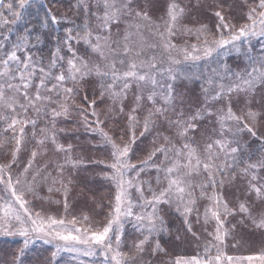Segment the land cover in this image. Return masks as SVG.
Masks as SVG:
<instances>
[{
    "label": "snow or ice",
    "instance_id": "snow-or-ice-1",
    "mask_svg": "<svg viewBox=\"0 0 264 264\" xmlns=\"http://www.w3.org/2000/svg\"><path fill=\"white\" fill-rule=\"evenodd\" d=\"M132 3L133 0H77L74 7L82 11L83 22L74 28H66L64 37L57 38V47L51 53L50 61L46 66L42 58L35 60L31 55L23 57L17 55L18 52L27 49L30 40L27 34L18 36L11 50L5 51L0 56V122L5 125L2 133L9 131L12 133L10 137L5 136L4 139H0V148L14 143V147L10 150L11 159L8 163H0V184L4 185L5 191L12 197L0 203V235L23 238V245L18 250L13 264H19L20 258L32 243L34 236L44 239L46 243L65 242L64 245L56 244V250L51 253L53 259L63 250L95 256L97 249H101L104 257L103 264H151L150 260L144 258L146 253L149 256H155L165 251L159 241L150 251L146 249L150 238L162 230L161 226L164 223L163 218L158 214V205L175 202L177 211L184 217V223L191 232L188 217L194 210L198 211L196 209L198 199H206L209 202L204 208L203 218L205 223L215 221V230L209 235L213 236L217 243L208 242L204 247V256L176 257L164 264H245V262L246 264H264V251L257 255L229 256L220 247L225 237L230 234V230L224 227L228 216L243 214L244 219H247L254 228L264 230V211H261L259 217L252 214V205L256 201L264 204V177L257 174L264 170V157L255 162L238 159L236 154L239 148L231 147L236 140L225 136V133H228L235 138L245 130L253 136L256 135L254 127L261 116H264V111H254L250 105L258 86H264V54L253 56L249 53L247 67L239 72H231L227 65H224L223 74L212 69L213 75L207 79L208 87L202 89L204 101L201 107L187 115L183 109L177 111L172 85H160L157 79L158 76H167L169 80L176 79L173 66L180 64L181 60L176 59L172 55L173 52L182 55L183 61L195 62L211 57L213 53H219L229 46L240 51L237 42L241 41V38L248 40L251 37H264V0H257L254 6L250 7L246 13L247 22L239 27L227 21L221 11L214 13L219 21L216 25V34L212 33L206 25H200L194 29L183 26L184 34L194 35L197 43L180 47L172 42V37L178 31L180 21L185 15V8L181 7L176 0H171L167 7L166 18L161 24H157L152 21L146 11L133 8ZM31 4L32 0H10L6 8L11 19L0 13V28L11 32L10 25L15 24L23 15V10ZM3 5L4 0H0V6ZM126 17L144 23H128L125 20ZM49 20L53 25L60 23L51 9L47 10L42 25L48 27ZM122 21L126 24L123 36L114 39L112 28L118 27ZM144 27H148L149 31L155 29V34L159 37V45L145 43L140 31ZM35 39L39 42L41 37L36 36ZM73 41L83 42L90 49L91 54L97 56L98 61L79 55L72 46ZM158 46L168 54L169 67L167 68L159 67V64L164 61L158 60L156 56L144 58L146 48L154 49ZM3 47L4 45L0 44V48ZM62 47L71 53L66 60V67L61 63L65 61V57L60 55ZM57 68L59 71L54 72ZM92 76L100 78L101 100L107 95L121 113L124 112V101L129 91L134 86L136 88L134 106L126 114L128 128L132 134L128 143L118 144L102 128L93 129V131H99L103 142L111 146L113 162L109 167L113 171L110 179L117 189L107 222L95 229L91 224L77 227L80 221L75 216L65 221L63 218L57 219L51 215L45 217L40 212L33 215V212L29 210L28 202L23 198V192L18 194L17 189L21 185L36 181L39 172L33 173L31 182L27 181V174L36 157L42 152L36 149L31 151L27 164L15 180L11 172L22 146L28 139L26 129L29 125L32 127L31 137L36 140L37 147L43 152H47L44 146L50 141L56 152L66 154L64 164L57 165L59 175H63L65 165L75 168L81 163L80 160L72 158V145L65 147L58 142L54 130L55 121L60 116L68 115L67 101L72 99L74 102V97L79 93L82 83ZM37 77L39 82L34 84V79ZM105 78L110 82L106 83ZM69 82L71 87L66 86ZM33 88L34 91H32ZM159 88H163L164 91H158ZM53 95L57 99H53ZM240 96L245 97V109L237 114L233 111V103ZM158 97L161 101L159 106ZM84 100L88 101L87 95L84 96ZM146 103L151 104V107L143 116L141 136L158 123H166L169 130L174 129V134L163 136L164 143L154 147L140 162L142 167L136 171L135 176L126 178L130 170H136L138 167L130 163L129 153L131 143H134L136 138L135 128L141 124V118L136 113L142 110ZM52 104L56 107H50ZM95 104L96 100L90 102V107L93 108L91 115L97 117L96 123L99 125L103 122L98 118ZM30 110L36 116L42 113L48 115L49 112L51 115L52 128H41L39 138L36 132L37 120L29 117ZM84 111L81 108L82 116ZM213 116L219 126L220 138H208L201 147L194 134L199 130V122ZM83 118L87 125V117L83 116ZM232 125H235V128ZM157 154L163 156V160L160 164L151 163ZM241 164L244 166L240 167ZM147 167L156 169L157 185H164L157 190L153 189L149 183L148 191L151 192V198L144 196L142 187L144 182L139 180L141 172ZM229 169H238L240 174L250 177L247 181L246 195L254 194L255 201L240 202L237 208L229 207V202L217 191V187L222 188L225 183L223 178L217 179V177L226 176ZM160 173H163L162 177ZM235 175L236 173L233 172L232 177L234 178ZM200 176H205L206 179L197 181L196 177ZM44 179L47 180L48 177L45 176ZM52 180L56 183L55 177ZM60 183L65 190L64 209L67 212L68 189L66 185H63L62 180ZM133 187L142 201L139 205L134 204L131 199L129 190ZM208 188L213 189L211 194L208 193ZM197 189H199V196L196 195ZM52 190L49 187L48 191ZM27 191L34 192V188L29 186ZM2 199L0 197V200ZM134 207H140L141 212L134 213ZM149 207H151L150 212L146 211ZM133 217L137 231L141 232L143 238L135 241L129 251H123L124 222ZM82 220L88 221L89 217L83 215ZM240 223H243V220ZM234 228L235 225H233ZM68 242L73 243L69 246ZM76 245L86 247L81 249ZM213 248L216 250V255H211Z\"/></svg>",
    "mask_w": 264,
    "mask_h": 264
},
{
    "label": "rangeland",
    "instance_id": "rangeland-1",
    "mask_svg": "<svg viewBox=\"0 0 264 264\" xmlns=\"http://www.w3.org/2000/svg\"><path fill=\"white\" fill-rule=\"evenodd\" d=\"M170 2L171 0H133L132 7L140 11H146L153 22L161 24L166 18L167 7ZM176 2L179 3L181 7L185 8V15L180 21L178 31L176 35L172 37V42L180 47L185 44L190 45L192 43H197L194 35L184 34L183 26L194 29L200 25H206L212 33L216 34V25L219 21L214 13L216 11H221L227 21L239 27L241 24L247 22L246 13L251 6H254L257 0H176ZM125 20H127L128 23H144L139 20H134L131 17H126ZM125 27L126 24L123 21L118 27L114 26L112 28L113 38L117 39L122 37ZM133 31L135 30L133 29ZM140 31L146 44L154 43L159 45L160 41L159 37L155 34V29L149 31L148 27H144ZM133 39L137 38L133 37ZM74 42H72V46L79 55L92 61H98L95 54L89 56L84 53L87 46L85 47V44L82 45L83 42ZM237 44L240 51H236L229 46L219 53H213L211 57L195 62L183 61L182 55L177 52L172 53L176 59L181 60L180 64L173 66L176 79L169 80L167 76H158L157 79L160 85H172L173 95L175 97L174 104L177 111L183 109L187 115L194 113L201 107L204 101L202 89L208 87L207 79L209 76L213 75L212 69H216L223 74L225 71L224 65H227L231 72H239L247 67V55L249 53L253 56L264 54V37H251L248 40L241 38V41L237 42ZM3 48H0V56L4 53ZM63 49L67 51L66 48ZM67 53V58H69L71 53L68 51ZM167 55L168 54L164 53L163 49L158 46L154 49L146 48L144 58L147 59L150 56H156L158 60L164 61V63L159 64V67L167 68L169 67ZM66 66L67 65H65V67ZM118 67L121 66L118 65ZM99 80L100 78L92 76L84 81L86 85L93 87V93L88 96L87 104L83 108L85 110L83 116H86L88 120L87 125L84 122L82 114H80L81 111H77L82 108L81 105L78 104L76 107H73V110L69 108L67 116L72 115V118L77 117L76 120H73L69 125V130H67L66 124L63 121L66 116H60L55 121L54 130L58 142L65 147H67V145H72L71 156L74 160H80L81 163L75 168L70 165H65L63 175H59L57 165L64 164L66 154L63 152H56L54 146L50 142L47 144V152L37 150L38 152H42V154L36 157L30 169L32 174L35 172L40 173L36 177V181L29 184V186L34 188V192L24 191L22 188L17 189L18 194L23 192V198L28 202L27 207L33 212V215H35L36 212H40L41 215L45 217L51 215L57 219L63 218L65 221L71 220L75 216L77 220L80 221L77 227L91 224L94 229L97 226L102 227L107 222L108 213L114 203V197L117 191L115 183L110 179L113 171L109 167L113 162L111 155L112 149L110 145L103 142V138L99 131H93V129L102 128L113 137L118 144L128 143L131 140L132 134L128 128L126 114L134 106L136 88L134 86L129 91L128 97L124 101V112L121 113L119 112V108L112 104L111 99L107 95L101 100ZM105 82L108 83L110 80L105 78ZM195 82H201L202 87L200 90L192 91L189 84L191 85ZM158 91H164V89L159 88ZM251 99L252 103L250 107L252 110L264 111V86H258L255 95ZM90 100H96L95 111L99 114V120L103 122L99 125L96 123L97 117L91 115L93 108L90 107ZM157 103L158 106L161 103L159 97L157 98ZM51 106L56 107L55 104ZM150 107L151 104L146 103L144 108L138 110L136 113L141 118V124L135 128L136 138L135 142L131 143L129 161L138 167L136 170H130L126 178L135 176L136 171H139V168L142 167L140 162L149 155L154 147L164 143L163 136H171L174 134V129L169 130L166 123H158L141 136V132L143 131V116ZM216 107H220V105H216ZM110 108L112 109L111 111L109 110ZM244 109L245 97L240 96L239 99L233 103V111L240 114ZM31 113L32 111L30 110L28 113L29 117H31ZM0 124L2 125V122H0ZM232 127L235 128V125H232ZM39 130L37 131L38 136H40ZM65 131H67V134L64 133ZM254 131L264 134V116H261L254 127ZM194 135L201 147L208 138H220L219 126L216 123V118L213 116L199 122V130ZM225 136L228 139L236 140L231 147L239 148V152L236 154L239 159L241 155H247L249 151L253 149V143H250L253 135L246 130L235 138L228 133H225ZM30 137L31 134L28 135V139ZM61 137H63V139ZM176 142L178 144L180 143V141ZM27 154L30 153L24 152L23 148L18 154L17 161L19 163L14 164V180L22 173L25 167L23 165L27 164L29 158L24 156ZM20 156H23V158H19ZM261 157H264V151L261 156H257L256 159L249 161L255 162ZM221 159H223V156H221ZM161 160H163V156L157 154L151 163L160 164ZM45 165L46 167H44ZM83 171L85 173L84 175H82ZM233 172L236 173L234 178L232 177ZM257 174L260 177H264V170L259 171ZM160 175L162 177L163 173H160ZM45 176L48 177L47 180L44 179ZM84 176H86L87 179H85ZM53 177L56 178V183H53ZM156 177L157 171L153 167L145 168L140 174L139 180L144 182L142 187L146 198H151V192L148 191L149 183L153 189L157 190L159 187L164 186L163 184L157 185ZM21 178L23 179V177ZM27 179L29 180L28 176ZM205 179V176L196 177L197 181ZM248 179H250V177L243 176L239 173L238 169H229L228 175L224 178V186L222 188L219 186L217 187V191L229 202L230 208H237L240 202L251 203L255 201L254 194L246 195ZM61 180L63 181V185H66L68 189L67 212H65L64 209L65 190L60 183ZM49 187L53 189L51 192L48 191ZM57 189H59V191H57ZM129 191L134 204L139 205L142 203L134 187ZM207 191L211 194L213 189L208 188ZM196 195L199 196V189H197ZM3 196L4 198L0 200V203L12 199L9 192L5 191ZM57 201L59 203H57ZM208 203L206 199L197 200L196 209L198 211L194 210L188 217L191 224V232L188 231L187 225L184 223V217L177 211V204L175 202L158 205V214L163 218L164 223L161 226L162 230L150 238L149 243L146 245V249L150 251V249L155 246V243L159 241L161 247L165 251L163 253H157L155 256H149L146 253L144 257L145 260H150L151 264H164V262L174 260L176 257L204 256L205 245L208 242H212L213 244L217 243L213 239V236L209 235V233H213L215 230V221L205 223L203 218L204 208ZM146 211L150 212L151 207L147 208ZM261 211H264V204L256 201L255 204L252 205L253 216L259 217ZM133 212H141L140 207H134ZM83 215H87L89 220L83 221ZM169 215L177 216L182 223L179 226H177V224L172 225L171 221L168 220ZM198 215L199 220H197ZM241 220H243V223H240ZM233 225H235L234 229ZM224 227L230 230V234L225 237L220 247L227 255L248 256L257 255L264 251V230L254 228L247 219H244L243 214L237 213L234 216H228ZM193 233H195V235H193ZM1 236H5L3 239H7V241L5 244L0 243V264H13L18 250L23 245V238L20 236L0 235V237ZM142 238L143 235L141 232L137 231L134 217L128 218L124 222L122 250L129 251L132 244ZM72 243L73 242H68L69 246ZM56 244L64 245L65 242L53 241V243H46L44 239L34 236L32 243L25 250V254L20 258L19 264H103L104 257L101 254V249H97L95 256H85L82 252L76 253L63 250L53 259L51 253L56 250ZM76 246L81 249L86 247L84 245ZM211 255H216L215 248L212 249Z\"/></svg>",
    "mask_w": 264,
    "mask_h": 264
},
{
    "label": "trees",
    "instance_id": "trees-1",
    "mask_svg": "<svg viewBox=\"0 0 264 264\" xmlns=\"http://www.w3.org/2000/svg\"><path fill=\"white\" fill-rule=\"evenodd\" d=\"M10 0H4V5L0 6V13H3L6 17L11 19L10 13L8 12L6 5L9 3ZM77 0H32V4L23 10V15L15 24L10 25L11 32H9L5 28H0V44H4L3 51H9L12 48V45L16 42V38L21 35L27 34L30 37L29 44L27 46V49L25 51L18 52L17 55H20L21 57L26 55H31L35 60H40L42 58L43 64L46 66L51 58V53L55 51L57 47V38L62 39L65 34L66 28H74L76 25H80L83 22V14L81 10H78L74 7ZM48 9H51V12L53 15H56L58 20H60V23L57 25H53L51 21L49 20L48 27H44L42 25V21L46 15V12ZM64 17H67V19H64ZM40 36L41 39L39 42L36 41L35 37ZM74 42V41H73ZM75 43V42H74ZM84 43H82L83 45ZM86 47V45H85ZM84 53L92 56L90 49L86 47V50H84ZM60 55L65 57V61L61 62L63 66L66 65V59L68 57V53L66 50L61 48ZM59 68L54 69V72H58ZM91 80V79H90ZM38 77L34 79V84L38 83ZM100 83V80H99ZM189 84V83H188ZM51 85L49 84V87ZM66 86L71 87V83L69 82ZM190 89L192 91L200 90L201 89V82H195L193 84H189ZM34 91V88L33 90ZM93 93V87L86 85V83H82V86L79 90V93L75 95L74 102L72 99H69L67 101L69 108L73 110V107H76V105H81L82 108H84L87 104V102L84 100V96L87 95V97ZM53 99H57L55 95H53ZM91 101V100H90ZM50 107H52L50 105ZM77 111H81L77 110ZM81 114V112H80ZM32 118L37 119V125H36V132L41 128H52L51 125V115L50 112L48 115H44L43 113L39 116H36L33 112L31 113ZM77 117H73L72 115L66 116V118L63 120L66 124L67 130L69 125L72 123L73 120H76ZM5 125L2 123L0 124V133H2L3 127ZM31 130V131H30ZM28 135L32 133V127L29 126L26 129ZM67 134V131L64 132ZM12 133L9 131L8 133H2L0 134V139H4L5 136L10 137ZM84 136V135H83ZM40 136L37 135V138ZM59 137V136H58ZM63 139V137H61ZM47 142L45 144V148H47ZM250 143H253L252 150L249 151L247 155H241L240 159L243 160H253L256 159L257 156H261L264 149V134H260L256 132L255 136H252ZM14 147V143L6 144L4 147L0 148V163H8V161L11 159L10 150ZM24 152H28L31 154V151L33 149L41 150V148L37 147L36 140L30 137L27 142L24 143L22 146ZM30 154L24 155L27 158H30ZM238 154V153H237ZM19 158H23V156H20ZM237 158L239 159L238 155ZM19 163L18 161L16 162ZM24 164L23 166H25ZM243 166L242 164L240 167ZM15 171V165H13L11 172L13 175V172ZM84 171L82 172V175H84ZM32 173L29 171L27 174L29 180L32 181ZM228 175V174H227ZM224 177H217V179L225 178ZM85 179L86 176H84ZM27 187H29V184H24L18 187V189L22 188L24 191L27 190ZM4 185L0 184V197L4 198ZM168 220L171 221V224H177L179 226L182 222L179 220L177 216H168ZM169 226V222H168ZM5 236L0 237V243L5 244L7 239H3Z\"/></svg>",
    "mask_w": 264,
    "mask_h": 264
}]
</instances>
